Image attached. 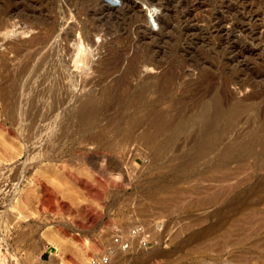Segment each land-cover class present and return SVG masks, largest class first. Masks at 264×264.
Instances as JSON below:
<instances>
[{"label":"rangeland","instance_id":"obj_1","mask_svg":"<svg viewBox=\"0 0 264 264\" xmlns=\"http://www.w3.org/2000/svg\"><path fill=\"white\" fill-rule=\"evenodd\" d=\"M102 1L83 0L91 9L104 6L106 13ZM109 1L117 4L115 9L125 7L123 0ZM165 1L135 0L138 8L127 15L115 11V21H98L109 22L111 34L95 37L104 45L99 51L84 46L88 60L80 68L70 60L66 81L76 85L67 106L82 94H99L120 73H94L89 67L93 59L125 47L131 56L138 40L151 41L162 66L172 64L179 72L173 94L162 104L173 102L172 108L187 119L179 118L149 140L139 127L127 135L129 111L121 121L105 118L91 127L54 118L29 124L0 111V264H86L116 234L129 238L130 248L114 254L110 264H264V150L250 151L251 140L264 135V0H181L164 7ZM37 4L42 6L36 5L41 11L34 20L58 23L53 40L58 46L66 44L60 35L70 23L80 26L79 20L87 18L90 24L86 14L76 15L70 0ZM184 9L190 10L188 15L176 22L174 11ZM138 10L144 16L137 20ZM157 16L192 29L180 36L173 26H161ZM5 20L0 18V104L34 93L26 85L30 76L21 77L16 68L20 59L15 45L32 33L22 31L15 14ZM141 23L146 28L139 33ZM79 34L74 30L75 41ZM73 41L67 44L73 47ZM159 73L160 68L152 67L142 72L151 77ZM228 77L232 80L225 85ZM209 85H225L230 100L243 99L257 109L224 119L221 132L205 139L190 118ZM41 254L45 260L39 259Z\"/></svg>","mask_w":264,"mask_h":264},{"label":"bare ground","instance_id":"obj_2","mask_svg":"<svg viewBox=\"0 0 264 264\" xmlns=\"http://www.w3.org/2000/svg\"><path fill=\"white\" fill-rule=\"evenodd\" d=\"M70 1L76 7L75 8L76 15H79V13L86 14L88 16V20L90 21V24H88L87 23L88 21L85 20L87 18L83 20H79L81 21L80 26H76L75 24L77 23L75 24L68 23L69 25L63 31H61L62 34L60 35L62 36V40L64 39L66 44L58 46L54 44L53 41L54 38L56 37V30L58 24L57 21L48 20L46 22L47 19L46 18L45 23H43L41 19L42 17H39L40 19L38 20H34L36 16V12L38 11V9L36 8V5L38 6L39 4V3L37 4V0H22L16 4L12 3L13 2L12 0H0L1 21H6L5 20L6 17H11V15L15 14V16L17 15V17L19 16L20 18L18 22H19V27L24 29V30L22 29V31L24 33H26V31H28V33L29 32L32 33L30 37L26 39V41L24 40V42L20 44V46L17 45L18 43L16 42L17 43L15 44L16 47L17 46L19 47L18 55L20 60H17L18 62L16 63L18 64L17 67L16 66L15 67L17 68L18 73L21 77H24L26 74L30 76V78H28L29 81H27L26 85L27 88L32 89L34 91L33 95L27 96L24 100H19V101L13 100L12 102H5L0 104V111H6L10 118L15 120L25 121L29 124H34L38 120L46 121V119L48 120L49 118L52 119L54 118L55 120H57V122L60 121L61 123L62 122L70 123L72 121L73 122L76 121L80 125H87L89 127L95 125L101 119H105V118L107 122H113V121L116 122L117 120L121 121V117L122 115H124V112L129 111L130 117L129 119L127 118L128 122L130 123L129 128L125 124H123L128 128L127 131L125 130L127 132V135H130L133 132L135 133L134 130L136 129V127H139L138 130L141 129L140 133L144 136H147L149 140H154L155 138H157L158 135L162 134L165 130L170 129L174 125H176V121L179 118L184 117L182 110L178 109L176 111L175 109H173L172 106H175V104H173V102L169 100L166 102L165 105H163L162 103L167 99V97L171 93L173 94V90L176 86V78L179 72L172 64H168V66L165 67L162 66L164 65L163 59L160 57L158 58L156 51L153 49V45L149 44L151 41L149 43L147 42L141 43V41L136 40L138 42L137 43L138 45L136 44V46H134L135 50H133L134 53H131L132 54L131 56L127 55L126 47L123 49L122 48L119 49V51L116 50L117 52H115L114 50L111 49L110 46L112 44L110 43L111 44V45L109 44L110 45L109 49H111V51L109 52L110 56H106L104 57V59L101 60L93 59L90 63L88 62L90 65L89 67H92L94 73L97 72L99 74H102L103 77L111 76L116 71H119L120 73L116 75V77H114L112 83L105 84L104 86H102L99 94H94L92 92L82 94L81 96L77 97L72 104L67 106L68 104L67 98L69 96L70 89L72 86L76 85L75 81L73 80L66 81L67 71H68L67 67L69 65L70 60L73 58L75 62L74 64L79 68L81 66L79 63L85 64L87 62L86 60L88 59L85 60V55L83 54L84 46L87 44L89 47L95 50L96 49L98 50V48H100L102 43L101 42L98 43L95 37L97 35L99 36L100 34H105V35L111 34V28L106 24L109 23L107 22L108 19L115 21L113 20V18L116 16H114L113 13L115 11L117 12L122 11V14L127 15L130 11H133L135 7H137L138 5L135 2V0H123L125 2L124 3L125 7L121 6L122 8L119 7V9H115V7H117L116 6L117 4H114L109 0H105L102 1V3L106 2L105 4H107L108 7L106 6L107 12L105 11L106 13H104V10L106 9L104 8V6H102L103 8L98 11L97 9H95L94 7L95 5L92 6L91 4V7L92 8L94 7V9H91L88 6V4L87 5L84 4L83 0H70ZM173 1L182 2L181 0H168L162 3V5H164V7H167L170 4H172ZM189 11H190L189 9H184V11L175 10L174 12H176V15L175 14L174 15L177 16L176 22L178 21L180 22L183 16L188 15ZM39 12L37 13L40 14ZM136 12H137L136 16L133 18L140 19V17L144 16L141 10L140 11L138 10ZM174 12L172 11V13ZM118 15L120 14L118 13ZM50 18H52V16H50ZM101 19L107 20L106 23H102L105 26L101 24L102 21ZM99 20L101 21L98 22ZM156 20H158L161 26L164 27L173 26L172 31L178 33V35L180 36L187 34L192 29L190 26L182 25V23H177V24L175 23L174 25L165 18L163 19L161 16H157ZM136 27L139 33L141 31L140 28H146L145 25H142V23L138 24ZM36 29L37 32L33 33V30ZM76 29L79 30L80 36H78V38L75 41L73 32L74 30L76 31ZM72 40H74L73 41L74 46L70 47L67 43L71 42ZM14 43L12 42L11 45H13ZM133 44L135 45L134 42ZM111 54L113 55L111 56ZM97 56H99V54ZM150 67L157 69L160 68V73L157 76H152V77L149 75H143L142 74L143 70L148 69ZM25 77L28 76L26 75ZM134 77L139 78L135 84L132 83V78ZM206 80H207V76H206ZM224 80L226 82L224 81L223 82L225 83V85H227L226 83L232 80V78L228 77L225 78ZM242 84L243 82L241 83V85ZM212 85H209L206 88H204V90H202V93L199 94L195 103L196 111L190 118L192 122L196 125L199 135L205 139H209L211 136L217 135L218 133L221 132L222 129L221 123L223 122L224 119L230 118L233 120L242 111L245 110L255 111L257 109V106L252 102H245L243 99H237L235 101L230 100V94L225 89V85H223L219 89H214L213 88L214 86ZM200 90L201 89H198L197 92H201ZM171 109L175 110L176 112L174 114L173 113L171 114L170 113ZM184 119L186 120L187 118L184 117ZM57 126L59 125L57 124ZM61 126L63 128V125ZM7 129L9 131H12L11 128H7ZM156 148L158 150H163L162 146L160 145H156ZM262 150H264V135H259L251 140L250 151L253 153H259ZM89 190L92 191L91 193H93L94 196H100L99 191L94 189H89ZM45 195H47V193H45ZM128 240L130 239L128 238ZM113 257L114 255L112 256V258Z\"/></svg>","mask_w":264,"mask_h":264},{"label":"built area","instance_id":"obj_3","mask_svg":"<svg viewBox=\"0 0 264 264\" xmlns=\"http://www.w3.org/2000/svg\"><path fill=\"white\" fill-rule=\"evenodd\" d=\"M139 229H135L134 233H138ZM130 248L129 241L123 236L116 234L112 237L105 251L98 255L88 258L86 264H110L112 256L119 251H127Z\"/></svg>","mask_w":264,"mask_h":264},{"label":"crops","instance_id":"obj_4","mask_svg":"<svg viewBox=\"0 0 264 264\" xmlns=\"http://www.w3.org/2000/svg\"><path fill=\"white\" fill-rule=\"evenodd\" d=\"M40 260H45V255L42 256V254L39 256Z\"/></svg>","mask_w":264,"mask_h":264}]
</instances>
